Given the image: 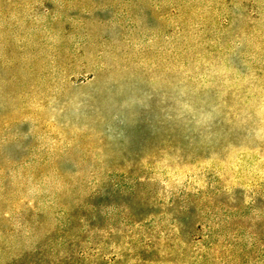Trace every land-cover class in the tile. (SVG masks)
<instances>
[{"label":"rangeland","instance_id":"374dc122","mask_svg":"<svg viewBox=\"0 0 264 264\" xmlns=\"http://www.w3.org/2000/svg\"><path fill=\"white\" fill-rule=\"evenodd\" d=\"M0 264H264V0H0Z\"/></svg>","mask_w":264,"mask_h":264}]
</instances>
